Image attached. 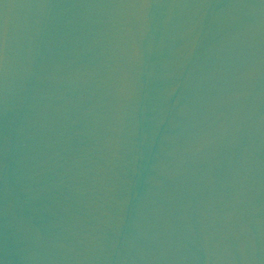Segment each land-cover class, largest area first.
Here are the masks:
<instances>
[{"label":"water","instance_id":"1","mask_svg":"<svg viewBox=\"0 0 264 264\" xmlns=\"http://www.w3.org/2000/svg\"><path fill=\"white\" fill-rule=\"evenodd\" d=\"M0 264H264V0H0Z\"/></svg>","mask_w":264,"mask_h":264}]
</instances>
